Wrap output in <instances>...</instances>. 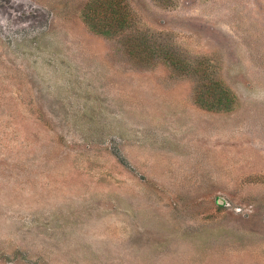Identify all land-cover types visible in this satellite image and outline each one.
I'll return each mask as SVG.
<instances>
[{
	"label": "rangeland",
	"instance_id": "1",
	"mask_svg": "<svg viewBox=\"0 0 264 264\" xmlns=\"http://www.w3.org/2000/svg\"><path fill=\"white\" fill-rule=\"evenodd\" d=\"M90 1L0 0V264H264V0Z\"/></svg>",
	"mask_w": 264,
	"mask_h": 264
},
{
	"label": "trees",
	"instance_id": "2",
	"mask_svg": "<svg viewBox=\"0 0 264 264\" xmlns=\"http://www.w3.org/2000/svg\"><path fill=\"white\" fill-rule=\"evenodd\" d=\"M84 18L97 33L104 35L124 34L134 29L135 19L124 0H91L84 9ZM130 53L134 56L148 57L156 46L140 37L128 39ZM175 55L169 53L166 60L176 68L183 69L182 62L176 61ZM196 102L209 111L230 112L236 104L233 92L215 77L202 78V87Z\"/></svg>",
	"mask_w": 264,
	"mask_h": 264
}]
</instances>
